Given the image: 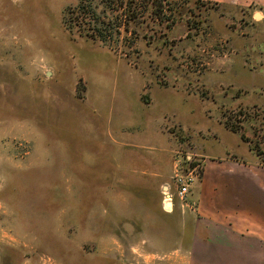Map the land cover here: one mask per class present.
Masks as SVG:
<instances>
[{"label": "rangeland", "instance_id": "374dc122", "mask_svg": "<svg viewBox=\"0 0 264 264\" xmlns=\"http://www.w3.org/2000/svg\"><path fill=\"white\" fill-rule=\"evenodd\" d=\"M151 1L100 42L64 25L76 0H0V264H187L192 209H158L126 156L264 161V0H189L176 23Z\"/></svg>", "mask_w": 264, "mask_h": 264}, {"label": "crops", "instance_id": "0c3cea01", "mask_svg": "<svg viewBox=\"0 0 264 264\" xmlns=\"http://www.w3.org/2000/svg\"><path fill=\"white\" fill-rule=\"evenodd\" d=\"M178 122L187 123L182 119ZM216 129L215 138L226 140L229 145L234 143L240 149L243 140L239 133L224 125ZM163 131L172 140L168 126ZM198 142L205 151V145ZM236 151L230 148L223 153L203 152L200 177L188 195L195 207L187 211L185 222L183 241L192 251L187 264H264V161L260 162L249 150ZM169 152L173 158L176 148ZM125 159L130 171L140 174L133 178L146 180L153 174L161 190L167 185L174 187L172 176L176 161L172 160V165L164 170L160 160L151 164L130 153ZM155 201L158 209L162 208V197Z\"/></svg>", "mask_w": 264, "mask_h": 264}, {"label": "trees", "instance_id": "16d2710c", "mask_svg": "<svg viewBox=\"0 0 264 264\" xmlns=\"http://www.w3.org/2000/svg\"><path fill=\"white\" fill-rule=\"evenodd\" d=\"M152 0L151 4L159 14L170 11L168 19L176 23L182 17L181 7L189 0ZM206 4L204 0H194ZM147 0H76L68 6L63 16V23L71 32L92 40L107 42L118 38L121 26L137 17L136 5H142ZM149 2V1H148ZM163 19V16H161ZM127 26L124 27L127 30Z\"/></svg>", "mask_w": 264, "mask_h": 264}, {"label": "built area", "instance_id": "2783aa9c", "mask_svg": "<svg viewBox=\"0 0 264 264\" xmlns=\"http://www.w3.org/2000/svg\"><path fill=\"white\" fill-rule=\"evenodd\" d=\"M195 159L190 153L186 156L185 165L180 168L177 164L173 172L172 180L175 190L167 185L162 190V208L166 212H172L174 207V200L177 198L178 204L184 208L189 207L194 209L195 203L188 199L189 189L195 183L199 176V164H195Z\"/></svg>", "mask_w": 264, "mask_h": 264}, {"label": "bare ground", "instance_id": "6f19581e", "mask_svg": "<svg viewBox=\"0 0 264 264\" xmlns=\"http://www.w3.org/2000/svg\"><path fill=\"white\" fill-rule=\"evenodd\" d=\"M258 14V13H257Z\"/></svg>", "mask_w": 264, "mask_h": 264}, {"label": "water", "instance_id": "95a60500", "mask_svg": "<svg viewBox=\"0 0 264 264\" xmlns=\"http://www.w3.org/2000/svg\"><path fill=\"white\" fill-rule=\"evenodd\" d=\"M257 14V13H256Z\"/></svg>", "mask_w": 264, "mask_h": 264}]
</instances>
